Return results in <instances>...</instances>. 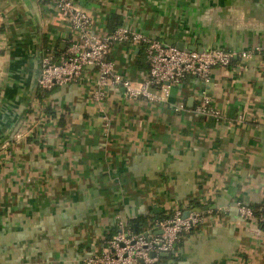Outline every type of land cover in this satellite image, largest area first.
<instances>
[{"label": "crops", "instance_id": "obj_1", "mask_svg": "<svg viewBox=\"0 0 264 264\" xmlns=\"http://www.w3.org/2000/svg\"><path fill=\"white\" fill-rule=\"evenodd\" d=\"M76 6L99 35L126 25L254 57L212 68L207 82L190 76L158 104L99 86L92 66L40 99L39 47L41 62L58 58L79 33L53 0H0V264H84L121 227L158 233L174 209L202 221L159 264H264V0ZM111 57L133 82L146 76L142 47L116 43ZM204 98L218 116L194 115ZM237 201L255 217L241 218Z\"/></svg>", "mask_w": 264, "mask_h": 264}, {"label": "built area", "instance_id": "obj_2", "mask_svg": "<svg viewBox=\"0 0 264 264\" xmlns=\"http://www.w3.org/2000/svg\"><path fill=\"white\" fill-rule=\"evenodd\" d=\"M71 29L77 31L80 43L72 44L58 58L47 54L42 58L38 87L51 90L78 82L88 66L95 68L99 86H113L125 98H143L151 103L167 100L172 86L192 76L207 82L212 68L228 66L234 57L253 58V50L223 49L219 47L203 50H183L167 44L161 39H149L141 31L126 25L109 33L99 35L90 15L76 6V0H53ZM126 43L142 47L145 55L147 74L138 83L115 70L111 57V46ZM264 54V50L262 52ZM208 99L197 107L194 115L219 112L208 108ZM235 206L243 219L255 217L254 209L237 201ZM202 213L192 212L184 215L182 210L174 209L159 223V232L149 230L135 233L127 227L121 229L106 241V248L99 254L83 259L84 264H159V254L174 250L183 234L202 221ZM258 220L264 224V208Z\"/></svg>", "mask_w": 264, "mask_h": 264}, {"label": "water", "instance_id": "obj_3", "mask_svg": "<svg viewBox=\"0 0 264 264\" xmlns=\"http://www.w3.org/2000/svg\"><path fill=\"white\" fill-rule=\"evenodd\" d=\"M39 29V28H38ZM39 35V33H38ZM39 41V40H38ZM166 43L167 44H170V45H175L177 48L179 49H183V50H197L199 52L203 51V48L202 47H196L195 45H186L184 44L183 42L181 41H174V40H166ZM41 46L39 47V51H37V55H36V64H35V67H34V77L36 79L35 83H34V88L36 87V85L38 84V77H39V73L41 71ZM200 209V208H198ZM188 212H185L184 215L186 216ZM170 253L168 252H165V253H162L163 256H168Z\"/></svg>", "mask_w": 264, "mask_h": 264}, {"label": "trees", "instance_id": "obj_4", "mask_svg": "<svg viewBox=\"0 0 264 264\" xmlns=\"http://www.w3.org/2000/svg\"><path fill=\"white\" fill-rule=\"evenodd\" d=\"M112 19V26L110 27V28H114L115 27V25L118 23V18L116 17V16H113L112 15V17H110V20ZM48 95V92L47 91H39L38 92V94H37V97L38 98H40V99H42L43 97H45V96H47ZM48 112H49V109L47 108L46 109ZM166 216V215H165ZM164 218V217H163ZM163 218H159V220H161V219H163ZM262 224V223H261ZM263 226H264V224H262ZM193 228V227H192ZM131 230H133V231H135V232H137V233H139L140 231L139 230H134V228H131ZM164 256L162 255V254H159V262H162L163 260H164Z\"/></svg>", "mask_w": 264, "mask_h": 264}]
</instances>
